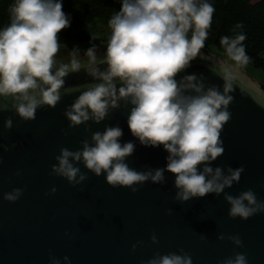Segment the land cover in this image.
<instances>
[{"label":"clouds","instance_id":"1","mask_svg":"<svg viewBox=\"0 0 264 264\" xmlns=\"http://www.w3.org/2000/svg\"><path fill=\"white\" fill-rule=\"evenodd\" d=\"M62 9V0H14L10 6L11 22L0 29V112L14 111L21 121L30 122L38 109L56 107L62 89L65 95L79 92L64 112L69 128L89 121L98 125L110 112L128 108L130 134L140 145L162 147L168 155L166 168L136 171L126 163L136 145L131 141L121 144L123 129L118 125L106 126L103 132L92 133L90 141L84 140L80 150L61 148L52 175L76 187L88 179L76 166L83 164L94 176L103 174L108 186L128 188L135 194L137 185L163 184L167 172L175 177L173 199L180 203L209 194L219 196L239 183L243 166L223 169L210 165L224 153L220 137L231 119L228 108L234 98L229 93L234 91L236 74L252 62L246 54L245 34L220 38L233 62L218 65L217 74L224 82L221 92L215 86L206 87L195 74L176 79L205 48L215 12L208 0H121L119 11L108 21L111 34L103 59L98 61L93 44L84 52L86 62L79 59L80 49L74 47L67 64L56 60L61 51L58 34L70 25ZM98 63L106 68L101 70ZM81 69L94 83L65 88L68 75ZM9 99L11 103L5 104ZM3 127L10 130L12 119H6ZM23 191L15 188L3 200L15 203ZM55 192L53 187L47 195ZM223 198L230 206V219L246 221L264 213V201L251 190L235 197L225 193ZM172 214L168 209L166 215ZM225 239L236 248L243 246L238 235L217 237ZM200 240L206 242V237L201 235ZM142 243L134 244L132 251ZM150 243H159L154 234ZM62 259L69 264V257ZM50 264L61 262L50 257ZM146 264H192V257L157 253ZM221 264H248V258L236 253Z\"/></svg>","mask_w":264,"mask_h":264},{"label":"water","instance_id":"2","mask_svg":"<svg viewBox=\"0 0 264 264\" xmlns=\"http://www.w3.org/2000/svg\"><path fill=\"white\" fill-rule=\"evenodd\" d=\"M96 46L99 61L107 44ZM87 49H80L82 62H86ZM71 50L61 48L57 63L67 64ZM221 61L232 64L204 48L176 79L195 74L203 78L206 87L215 86L223 92L224 82L217 74ZM98 67L103 70L106 65L98 63ZM236 75L234 91L229 93L234 98L228 108L231 119L220 137L224 153L210 166H243L239 183L225 193L235 197L251 190L264 201V78L256 79L244 70ZM91 83L94 81L81 69L68 75L65 88ZM78 95H65L62 89L56 107L38 109L30 122L21 121L14 111L0 112V264H50V257L64 264V256L69 257V264H146L157 253H187L192 264H221L236 253H245L248 264H264V213L246 221L230 219L225 193L176 202L175 177L167 172L163 184L137 185L135 194L128 188L108 186L103 174L96 177L83 164L76 166L88 179L76 187L52 175L61 148L80 150L92 133L117 125L123 129L121 144L131 141L136 145L126 160L130 168L141 172L166 168L168 154L162 147H144L130 134L128 108L110 112L98 125L89 121L69 128L64 112ZM8 118L12 128L5 130ZM53 187L55 194L47 195ZM15 188L24 190L21 198L15 203L3 200V195ZM168 209L172 215H166ZM153 234L159 241L156 245L150 243ZM220 234L238 235L243 246L236 248L228 239L217 240ZM201 235L206 242H201ZM138 241L142 245L132 251Z\"/></svg>","mask_w":264,"mask_h":264},{"label":"trees","instance_id":"3","mask_svg":"<svg viewBox=\"0 0 264 264\" xmlns=\"http://www.w3.org/2000/svg\"><path fill=\"white\" fill-rule=\"evenodd\" d=\"M13 2L14 0H0V29L11 22L9 8ZM208 2L213 5L215 12L205 48L227 59L220 45V38L243 33L247 37L244 41L246 54L252 60L248 66L264 76V0H208ZM62 5L70 25L58 34L61 48L80 44L84 45L80 47L81 49H86L93 44H107L111 30L100 33L88 20L108 22L111 16L119 11L121 0H62ZM237 24L243 27L236 28ZM92 36H95L94 41L91 39Z\"/></svg>","mask_w":264,"mask_h":264},{"label":"rangeland","instance_id":"4","mask_svg":"<svg viewBox=\"0 0 264 264\" xmlns=\"http://www.w3.org/2000/svg\"><path fill=\"white\" fill-rule=\"evenodd\" d=\"M252 1H256V0H252ZM88 22L90 24H92L93 26H95L100 31V33H103L105 31H110V28L108 26V22H105L103 20H94V19H89ZM81 46H84V45L72 44L71 46H67L66 48L73 49L74 47H77V48L81 49L80 48ZM211 51H213V50H211ZM230 62H232V61H230ZM242 70L246 71L249 75L253 76L256 79L264 78V76L261 72H258L257 70L252 69L249 66H247L246 68H244Z\"/></svg>","mask_w":264,"mask_h":264},{"label":"bare ground","instance_id":"5","mask_svg":"<svg viewBox=\"0 0 264 264\" xmlns=\"http://www.w3.org/2000/svg\"><path fill=\"white\" fill-rule=\"evenodd\" d=\"M217 54V53H216ZM218 55H220V54H218ZM221 56V55H220ZM228 59V58H227ZM229 60V59H228Z\"/></svg>","mask_w":264,"mask_h":264}]
</instances>
